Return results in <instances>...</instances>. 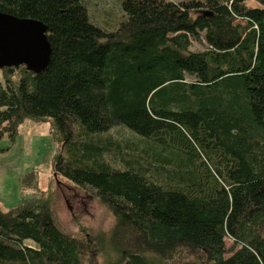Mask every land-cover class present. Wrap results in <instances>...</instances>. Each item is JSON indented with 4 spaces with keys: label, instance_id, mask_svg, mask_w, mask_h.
Listing matches in <instances>:
<instances>
[{
    "label": "trees",
    "instance_id": "trees-1",
    "mask_svg": "<svg viewBox=\"0 0 264 264\" xmlns=\"http://www.w3.org/2000/svg\"><path fill=\"white\" fill-rule=\"evenodd\" d=\"M245 2L123 0L109 32L83 0H0L43 22L51 51L38 72L0 70V140L24 119L51 121L53 173L93 188L116 218L115 264H264V7ZM116 125L144 156L103 136ZM180 249L203 257L183 262ZM87 252L47 202L0 207V264H82Z\"/></svg>",
    "mask_w": 264,
    "mask_h": 264
},
{
    "label": "rangeland",
    "instance_id": "rangeland-1",
    "mask_svg": "<svg viewBox=\"0 0 264 264\" xmlns=\"http://www.w3.org/2000/svg\"><path fill=\"white\" fill-rule=\"evenodd\" d=\"M122 2L123 0H83L89 20L109 32L115 31L126 19ZM245 4L248 7H264L255 0H246ZM233 23L244 24L246 21L235 18ZM205 48L203 40L192 42L191 50L200 51ZM2 77L0 72V78ZM108 135L117 140L130 155L144 156L142 150L147 149L146 144L125 126L112 127L103 136ZM61 140L60 135L51 127V121L32 119H24L18 125L17 135L12 143L8 137L0 140V207L9 211L24 199L39 198L49 204L63 230L87 244L88 252L82 264H115L119 257L112 240L116 226L115 216L98 201L93 188L75 184L53 173L54 160L61 151ZM127 145L130 149H127ZM154 149L155 151L148 149L149 154L159 152ZM168 155L174 157L171 152ZM105 158L114 166L122 167L110 155H105ZM95 237H99L97 246L93 242ZM224 241L228 248L233 244L228 236ZM25 243L34 244L32 240H26ZM201 257L203 254L200 251L185 249H180L177 254V258L183 262H195Z\"/></svg>",
    "mask_w": 264,
    "mask_h": 264
},
{
    "label": "water",
    "instance_id": "water-1",
    "mask_svg": "<svg viewBox=\"0 0 264 264\" xmlns=\"http://www.w3.org/2000/svg\"><path fill=\"white\" fill-rule=\"evenodd\" d=\"M50 52L43 22L0 11V70L25 65L38 72L46 65Z\"/></svg>",
    "mask_w": 264,
    "mask_h": 264
}]
</instances>
